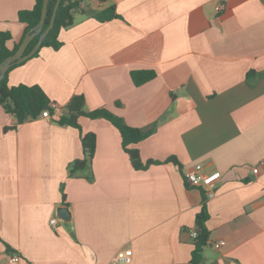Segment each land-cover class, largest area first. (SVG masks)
Instances as JSON below:
<instances>
[{
  "label": "crops",
  "instance_id": "0c3cea01",
  "mask_svg": "<svg viewBox=\"0 0 264 264\" xmlns=\"http://www.w3.org/2000/svg\"><path fill=\"white\" fill-rule=\"evenodd\" d=\"M78 1L62 46L13 68L9 85H40L58 115L84 94L87 110L107 107L142 129L156 123L134 146L163 162L135 169L117 127L81 116L97 136L94 176L69 177L82 156L79 129L58 115L18 124L0 104V264H190L205 195L203 264H264V0ZM35 3L0 0L9 49L26 32L19 11ZM112 5L121 18L95 16ZM135 69L157 76L137 86ZM198 163L220 171L211 187L186 180ZM123 248L131 263L115 261Z\"/></svg>",
  "mask_w": 264,
  "mask_h": 264
},
{
  "label": "trees",
  "instance_id": "16d2710c",
  "mask_svg": "<svg viewBox=\"0 0 264 264\" xmlns=\"http://www.w3.org/2000/svg\"><path fill=\"white\" fill-rule=\"evenodd\" d=\"M44 0H36L35 6L32 9L20 10L18 18L20 21L27 24L26 33L36 25L42 13ZM105 1V0H104ZM57 0H50L48 7V15L46 18L44 29H46L51 22L54 7ZM80 7L78 0H61L57 11L55 23L49 34L43 41L41 48L51 46L59 49L62 42L59 39V33L63 28H67L74 23V11ZM99 20L105 21L113 18H121L117 13L115 5H112L95 15ZM24 35V36H25ZM9 31L0 32V63L9 55L14 53L22 43V40L15 45L13 49H9L7 41L11 39ZM39 40V35L36 36L28 45L26 53H29ZM41 48L34 54L36 56ZM12 66L6 73L5 77L0 81V104L5 110L14 115L18 124L27 120L39 118L44 110H49L51 114H55L54 104H56L45 90L40 85H29L20 83L17 85H9V72L18 66ZM253 71L248 73L250 77ZM157 76L154 69H135L131 71V78L135 85L140 86ZM117 104H120L117 102ZM86 97L84 94H75L70 101L64 106L63 111L55 118V121L60 125L73 126L80 131V139L82 146V156L74 159L69 165V177L79 176L83 171L89 170L88 179H93V159L97 149V136L94 132H84L79 122L81 116L89 118H105L109 120L119 130L122 137L123 149L127 152L131 163L135 169H147L152 164H159L163 161L148 159L144 161L140 150L134 146L138 142L147 138L156 129V123L148 129H142L129 125L125 119L108 109L107 107H99L92 110L86 109ZM165 162H174L180 165V161L175 156H170ZM66 195H64L65 198ZM208 197L203 198L202 209L198 212L196 218V227L199 232L194 239L195 247L192 251L190 264H203V252L208 244L210 230L207 227V220L209 219V211L207 207Z\"/></svg>",
  "mask_w": 264,
  "mask_h": 264
},
{
  "label": "water",
  "instance_id": "95a60500",
  "mask_svg": "<svg viewBox=\"0 0 264 264\" xmlns=\"http://www.w3.org/2000/svg\"><path fill=\"white\" fill-rule=\"evenodd\" d=\"M49 1L50 0H44L43 1V7H42V13H41V18L39 22L34 25L24 36V39L22 40V43L20 44L19 48L12 53L11 55L7 56L1 63H0V81L5 77L7 71L14 65L20 64L23 61L27 60L29 57L33 56L40 48L45 40L46 36L49 34L50 30L53 28L54 23H55V18L57 15L58 8L60 6L61 0H57L55 7H54V12L53 16L50 22V25L44 29L46 18L48 15V7H49ZM39 35V40L33 47V49L29 52L26 53V49L30 42ZM59 214L62 215L63 217L67 218L68 212V207H60L58 209Z\"/></svg>",
  "mask_w": 264,
  "mask_h": 264
},
{
  "label": "built area",
  "instance_id": "2783aa9c",
  "mask_svg": "<svg viewBox=\"0 0 264 264\" xmlns=\"http://www.w3.org/2000/svg\"><path fill=\"white\" fill-rule=\"evenodd\" d=\"M218 9L221 8V5L217 7ZM55 114H51L49 110H44L40 117L43 118H52L55 115H58L60 112V107L57 104H54ZM260 164H264V161H262ZM254 172H259V166L257 165L254 168ZM221 176L220 171H214V172H206L204 171V167L202 164H196L192 169L188 170L185 173V178L188 181V183L191 186L194 187H211L216 179H218ZM209 195H212V192L209 193ZM52 223L56 222V219H52ZM194 235H197V232L194 233ZM224 240H219L214 243L215 248L219 249L223 244ZM21 260V256L18 253H14L10 255V261L11 262H18ZM133 260V250L131 248H123L120 249L116 256L115 261L122 262V263H131Z\"/></svg>",
  "mask_w": 264,
  "mask_h": 264
}]
</instances>
